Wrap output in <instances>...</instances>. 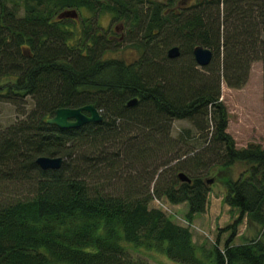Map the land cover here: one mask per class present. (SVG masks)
<instances>
[{"label":"trees","instance_id":"1","mask_svg":"<svg viewBox=\"0 0 264 264\" xmlns=\"http://www.w3.org/2000/svg\"><path fill=\"white\" fill-rule=\"evenodd\" d=\"M175 2L0 0V102L17 115L0 128V264H145L126 243L183 264H264V0ZM81 7L92 18L79 26L56 16ZM101 11L125 19L135 59L105 55L116 42L96 29ZM172 44L179 54L169 58ZM196 44L211 50L205 65L193 59ZM254 60L262 69V142L237 147L219 82L240 87ZM86 103L100 121H46L57 107ZM178 118L193 130L171 135ZM40 154L63 159L40 168ZM234 162L244 167L235 178L222 175V201L237 216L221 249L196 244L187 226L148 205L153 196L185 202L190 219L206 207L205 175ZM17 184L23 193L5 191ZM244 216L256 237L232 243Z\"/></svg>","mask_w":264,"mask_h":264},{"label":"rangeland","instance_id":"2","mask_svg":"<svg viewBox=\"0 0 264 264\" xmlns=\"http://www.w3.org/2000/svg\"><path fill=\"white\" fill-rule=\"evenodd\" d=\"M186 1L187 3L185 4H191L195 2V0ZM83 14L90 16L88 11H83ZM109 17L110 15L107 12L99 13L97 15L96 21L98 31L101 30L104 32ZM80 18L82 19L83 16L80 15ZM80 21L81 20L77 19L75 25L79 26ZM130 32L131 31L128 28L125 35L115 43L114 48L106 51L105 55L122 59L125 62L135 59L138 56L139 51L129 43L128 35ZM219 88V99L224 104L227 112L226 130L233 137L234 145L237 147H242L250 141L262 142L263 129L261 61L254 60L251 62L246 81L240 87L227 86L221 78L219 82ZM27 106L29 107V103ZM16 116L17 115L15 114L14 106L11 103L0 102V128H3L7 124L13 122ZM186 126L193 130L191 123L187 119H173L171 122L170 134L175 135L181 127ZM145 162L148 161H142L141 163ZM243 167L244 165L242 162H234L230 166H223L218 168L219 170L216 169L214 172L212 170V172H208L205 175L207 179L206 183L209 186L207 204L204 211L195 214V218L197 219L192 220V227H190L193 241L196 244H203L208 248L212 244H216L218 248H222L223 242L230 231L227 225L230 224L237 216V209L229 207L222 201V181L224 177L222 175H228L229 177L235 178ZM148 168L147 170H149ZM140 169L141 172L144 168L141 166ZM12 186L13 187H6L5 191L8 189L12 190L16 195L24 192V186L21 187L18 184ZM159 199L160 200H150L148 205L159 207L165 212V214L167 211L164 209V207L167 206L168 209L175 212V215H178L179 217L186 216V203L181 202L172 204L164 197H160ZM172 219L176 222H179L178 218L176 217ZM257 231L258 229L256 224L249 221L244 216L236 225V233L233 236L232 243L241 242L242 237H251L255 235ZM125 247L130 252L132 257H137L138 259L143 260L145 264H183L171 260L166 255L155 249L136 246L130 243H126ZM206 264L212 263L208 261Z\"/></svg>","mask_w":264,"mask_h":264},{"label":"water","instance_id":"3","mask_svg":"<svg viewBox=\"0 0 264 264\" xmlns=\"http://www.w3.org/2000/svg\"><path fill=\"white\" fill-rule=\"evenodd\" d=\"M75 8H65L60 10L56 16L60 17H77ZM192 56L197 65L202 66L209 62L212 53L211 50L201 44L192 47ZM179 48L176 44H172L166 48V55L169 58L178 56ZM137 98L135 96L126 100L127 105H133ZM101 115L93 103H86L78 106H60L54 109L53 114L47 118V122H53L58 127H77L83 123L92 121L98 122ZM60 155H44L40 154L34 158L35 163L40 168H58L62 162ZM177 176L180 180L189 181V178L183 173L178 172Z\"/></svg>","mask_w":264,"mask_h":264},{"label":"flooded vegetation","instance_id":"4","mask_svg":"<svg viewBox=\"0 0 264 264\" xmlns=\"http://www.w3.org/2000/svg\"><path fill=\"white\" fill-rule=\"evenodd\" d=\"M175 3L178 6V4H185V3H187V1L186 0H176ZM79 11H80V13H79ZM79 11L77 13V17L76 18L68 17L71 21L74 22V24L76 23L77 19L81 20L80 21V24H81V22L85 23V21L88 20L89 17H91V12L87 8L81 7ZM83 11H88L90 16L84 15ZM103 12H107V11H101V12H97L96 13V16L94 18L95 19L96 29H98L96 17H97V15L99 13H103ZM107 13L110 15V17L108 18V23H107V25L105 27V30L103 29L104 30L103 33L106 35V38L111 39L114 42H118L125 35V33L127 32V29H128L127 23H126L125 19H123V18H114V17H112V15L109 12H107ZM80 15L83 16V18L85 19L84 21L80 18Z\"/></svg>","mask_w":264,"mask_h":264},{"label":"crops","instance_id":"5","mask_svg":"<svg viewBox=\"0 0 264 264\" xmlns=\"http://www.w3.org/2000/svg\"><path fill=\"white\" fill-rule=\"evenodd\" d=\"M197 218H195V215L192 216L191 220H196Z\"/></svg>","mask_w":264,"mask_h":264}]
</instances>
